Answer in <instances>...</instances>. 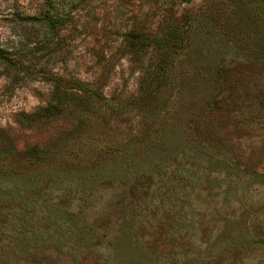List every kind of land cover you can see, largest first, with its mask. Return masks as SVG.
<instances>
[{"label": "rangeland", "instance_id": "rangeland-1", "mask_svg": "<svg viewBox=\"0 0 264 264\" xmlns=\"http://www.w3.org/2000/svg\"><path fill=\"white\" fill-rule=\"evenodd\" d=\"M0 57V264H264V0H0Z\"/></svg>", "mask_w": 264, "mask_h": 264}, {"label": "trees", "instance_id": "trees-1", "mask_svg": "<svg viewBox=\"0 0 264 264\" xmlns=\"http://www.w3.org/2000/svg\"><path fill=\"white\" fill-rule=\"evenodd\" d=\"M46 2L47 3H45L44 6L49 4L48 1ZM52 11L53 7L51 5L49 9H45V11H43L38 20L50 34L56 35L58 26L62 23V19H59L57 16L52 15Z\"/></svg>", "mask_w": 264, "mask_h": 264}]
</instances>
